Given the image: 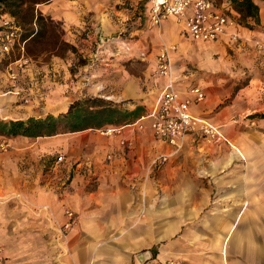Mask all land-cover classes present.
<instances>
[{"label": "crops", "instance_id": "0c3cea01", "mask_svg": "<svg viewBox=\"0 0 264 264\" xmlns=\"http://www.w3.org/2000/svg\"><path fill=\"white\" fill-rule=\"evenodd\" d=\"M104 1L110 2L48 0L38 3L36 14L70 26L95 2ZM255 1L259 20L249 19L251 25L240 22L231 1L225 2L237 20L239 45L226 36L195 40L174 15L163 21L169 40L177 43L176 88L181 96H191L192 86H203L207 97L191 108L216 125L232 124L231 118L243 113L261 114L259 124H264V46H255L264 41V0ZM15 45L0 53V117L14 119L23 117L10 103L22 91L9 77L19 58L11 57ZM227 49L237 51L248 67V82L238 88L226 73L233 72V58L223 54ZM160 78L162 88L167 78ZM223 78L229 83L220 84ZM144 119V124H117L122 131L113 134L83 129L77 132L83 133L80 140L0 134V144L7 143L0 145V264H168L170 259L178 264H264V232L250 227L264 225V185L256 174L250 183L243 169L251 150L246 131L241 130V143L230 127L224 130L230 142L197 139L201 134L192 132L181 150L157 166L153 158L173 146L153 133L150 118ZM61 154L65 159L58 161ZM67 207L76 211L78 223L65 238L59 225ZM144 250L152 257L142 262Z\"/></svg>", "mask_w": 264, "mask_h": 264}, {"label": "rangeland", "instance_id": "374dc122", "mask_svg": "<svg viewBox=\"0 0 264 264\" xmlns=\"http://www.w3.org/2000/svg\"><path fill=\"white\" fill-rule=\"evenodd\" d=\"M226 1L228 2L214 0L227 12ZM101 3L95 2L91 10L83 13L81 21L70 26H66L62 20L51 19L46 15L39 22L27 21L23 17L24 12L16 16L21 30L11 57L19 58L12 67L10 66L9 77L11 84L18 85L22 91L17 99H10V103L18 106L22 118L30 115L58 114L66 111L75 99L86 96H100L127 108L143 104L146 106V112L153 106L163 88L161 75L156 70V53L163 44L175 42L169 40L164 31V24L159 27L150 23L147 0ZM98 5H102L104 10L99 9ZM2 7L4 4L0 3V8ZM30 30L38 32L33 37L26 38ZM223 54L227 58H233V72L226 73L231 79H236V88L247 83L249 73L245 58L231 49H227ZM224 55L221 56L222 61ZM12 70L17 73L16 78L10 76ZM221 71L225 75V70ZM22 72L24 75L19 79ZM228 83V79L220 80V84ZM260 115L237 114L231 118L232 124L217 125L223 132L225 127L236 131L238 143H241V130L246 131L244 138L249 142L251 150L249 163L244 159L243 169L245 173L248 171L250 183L255 181L251 175L256 174L259 175V184L264 185L261 180V175L264 174V138L258 137L264 124H259ZM10 118L12 117H0ZM136 120L138 121V118ZM144 120H140V124H144ZM77 132L45 137L76 136L77 140H80L83 133ZM203 137L201 134L197 139L203 140ZM203 150L198 148V152ZM230 153L226 150L225 155L229 156ZM167 160L156 165L160 166ZM153 164L155 165L154 162ZM250 227L252 232L257 229L264 232V225Z\"/></svg>", "mask_w": 264, "mask_h": 264}, {"label": "built area", "instance_id": "2783aa9c", "mask_svg": "<svg viewBox=\"0 0 264 264\" xmlns=\"http://www.w3.org/2000/svg\"><path fill=\"white\" fill-rule=\"evenodd\" d=\"M147 13L150 23L159 27L162 26L166 18L174 15L176 20L184 25L190 36L195 40H217L226 36L232 45L243 43L239 31L235 28L236 18L228 12L218 9L213 0H148ZM0 15H2L0 53L10 52L13 43L19 38L21 25L10 15L3 13H0ZM255 46L261 49L264 46V41H256ZM176 48V44L165 43L156 54V70L161 76L166 77L167 81L151 110L138 119L139 121L150 118L153 133L173 146V150L170 152L158 153L153 158L155 164L167 160L172 153L181 150L188 135L192 132L201 133L208 141L230 142L218 125L201 117L191 108L195 101H202L207 97L206 89L197 84L190 88L191 96H181L176 88L173 76V52ZM10 76L16 78L17 73L12 70ZM122 127L113 124L99 129L102 133L113 134L121 132ZM0 145L4 148L7 143L3 142ZM64 159L63 154L57 157L58 161ZM65 215L66 220L59 225V228L62 236L67 238L68 231L78 222V219L76 211L71 207L65 208ZM3 259V247L0 244V262ZM168 264H178V261L170 259Z\"/></svg>", "mask_w": 264, "mask_h": 264}, {"label": "trees", "instance_id": "16d2710c", "mask_svg": "<svg viewBox=\"0 0 264 264\" xmlns=\"http://www.w3.org/2000/svg\"><path fill=\"white\" fill-rule=\"evenodd\" d=\"M45 1L48 0H0V3L4 4V7L0 8V13L8 11L14 16H18L20 12H24L23 17L27 21L39 22L43 16L36 14V5ZM230 1L240 14V22L251 25L249 19L259 20L260 6L255 0ZM37 32L30 30L26 38L33 37ZM145 112L146 106L143 104L127 108L100 96H86L75 99L66 111L58 114L48 113L45 116L30 115L26 118L0 119V134L38 137L79 131L90 127L103 128L108 125L133 122L145 115L147 113Z\"/></svg>", "mask_w": 264, "mask_h": 264}, {"label": "water", "instance_id": "95a60500", "mask_svg": "<svg viewBox=\"0 0 264 264\" xmlns=\"http://www.w3.org/2000/svg\"><path fill=\"white\" fill-rule=\"evenodd\" d=\"M151 253L149 250H144L141 252V254L139 255L140 260L143 261H147L149 258H151Z\"/></svg>", "mask_w": 264, "mask_h": 264}]
</instances>
